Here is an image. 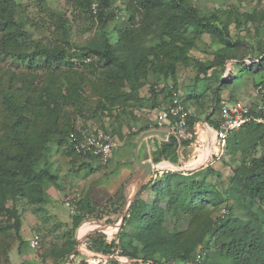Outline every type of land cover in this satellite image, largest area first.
Masks as SVG:
<instances>
[{
  "label": "trees",
  "instance_id": "obj_1",
  "mask_svg": "<svg viewBox=\"0 0 264 264\" xmlns=\"http://www.w3.org/2000/svg\"><path fill=\"white\" fill-rule=\"evenodd\" d=\"M40 1L51 15L52 8ZM124 1L128 16L113 27V39L107 22L114 20L115 9L123 11V6L113 5V0H72V7L96 26L92 36L77 44L71 39L68 19L61 14L55 12L57 18H47L50 32L39 38L27 27L18 2L0 0V61L12 63V67L0 64V218L4 219L0 220V233L14 229L20 243L22 219L17 200H23L37 214L45 210L49 185L58 180L49 168L40 165L50 141L67 143L78 156L68 142L71 133L90 129L93 125H88L89 120L114 110L142 107L145 99L140 90L145 84L149 85L150 101L157 107L160 92L170 95L169 78L173 79V90H178L174 80L179 65L194 63L202 79L208 82L215 78L219 87L227 84L222 80L225 64L235 60L246 70L240 75L233 71L232 83L241 76L264 87V48L251 64L245 63V57L237 53L243 47L241 41L230 36L231 11L203 16L191 0ZM92 2L98 4L96 14L91 12ZM241 16L244 23L254 18L250 13ZM234 22L241 25L238 19ZM205 33L222 47L211 60L200 62L190 51ZM151 76L156 77L152 83ZM258 76L260 80H256ZM158 80L164 83L159 91L155 89ZM219 100L216 96L214 105ZM251 105L258 107L256 102ZM260 112L264 114V110ZM195 121L196 117L189 119L191 129ZM156 153L155 162L173 160L175 141L171 137L163 140ZM224 155L236 163L226 187L213 181L220 173L210 164L188 174L163 173L142 186L111 239L107 240L103 231L95 232L84 240L86 248L101 255L113 254L118 248L120 255L141 260L131 264H264V124L250 123L232 132ZM150 189L155 192L152 202L141 197ZM8 199L13 200L11 206ZM123 201V193L116 192L104 203L102 214L96 215L97 208L85 196L75 204L77 213L70 215V232L88 216L101 220ZM220 207L227 212L214 216ZM167 216L171 228L165 226ZM44 217L46 221L48 216ZM95 226L83 224L80 237ZM52 243L42 259L52 257L55 264H66L75 238L59 246ZM199 246L205 255L197 263L194 253ZM79 256L74 254L72 260ZM106 264L120 263L108 260Z\"/></svg>",
  "mask_w": 264,
  "mask_h": 264
},
{
  "label": "rangeland",
  "instance_id": "obj_2",
  "mask_svg": "<svg viewBox=\"0 0 264 264\" xmlns=\"http://www.w3.org/2000/svg\"><path fill=\"white\" fill-rule=\"evenodd\" d=\"M15 1L18 2L20 8L23 9L25 18H27L28 20L27 27L34 33V35L38 36L39 38H43L44 36L49 34L50 31L47 30L46 21L47 18L50 17L57 18L55 16V12L68 19L72 28L71 39L72 41H74V43H82L90 36H92V34L96 30V26L93 27L91 25V22L86 19V15H80L78 11H76L72 7V0H45V3L53 10L51 15H48V11L45 8L46 5H44V3L40 0ZM191 1L193 2L194 6L199 9L200 14L203 16H208L213 11L221 10L224 11V14L227 11H231L233 13V16L231 19H229V21L231 22L229 25L230 36L234 40L241 41L243 46L237 51L238 55L241 57H245V63L247 64H251V59H255L260 55L261 49L264 48V0ZM124 2V0H113L112 4L123 6V13L128 16L127 11L124 9ZM39 3H41L43 6V9L40 8V11ZM242 13L253 14L254 18L251 21L244 23L241 16ZM235 19L239 20L241 24L239 27L236 26V23L234 22ZM119 20L120 19H117L115 17L114 20H110L107 22L106 29L110 31L113 39H115V31L113 27ZM221 47L222 44L215 37L205 33L202 35L201 39L197 40L196 46L190 51V55L195 60L206 62L211 60L213 58L214 52ZM230 61L235 62V60ZM0 64H3L6 67H12V63H5L0 61ZM233 70L237 73V75H240V73L244 74L246 69L242 64L235 63L233 64ZM211 73L212 71L208 70V74ZM197 76H199V80H197ZM150 78V83H152V81L156 79V77L154 76H151ZM258 79L260 80L261 77L258 76L256 80ZM222 80L227 84L219 87L217 86L215 78L210 79L207 82L206 80L202 79V75H198L197 67L193 63L192 65L188 66L179 65L177 67V74L174 82L177 84V91H179V93L183 96V99L192 104L195 112L197 114H201V117L206 116V114L213 107L216 96L220 99H240L249 103L256 102L258 106H263L262 110H264V87L254 85V82L251 79L247 77L241 78V76H239L237 80L232 83L233 81L231 80L230 73L229 75H223ZM161 84L164 83L158 80L155 85V89H158L159 91ZM166 84L172 85L173 79L169 78L166 81ZM216 88H218L217 92L215 91ZM140 94L145 99V101L143 102V108H146V110L144 109L145 111H143V113L148 115L156 107L154 102L150 101L152 96L150 95L148 84H145L141 88ZM188 96L190 97L188 98ZM155 101H158V97H156ZM131 111L132 108L130 107L126 108V110L124 111L114 110L110 115L106 114L101 117L89 120L88 125L97 126L108 131L109 133H113V131L110 129V123H112V121H124L125 119V123H127L129 126L132 125L131 123L135 121V119L131 114L128 113ZM217 112L218 111L215 110L214 114H217ZM212 147L213 153L215 152L216 154H218L219 147L215 145V140L214 143H212ZM223 154L219 157V159L215 160L213 164H211V166L215 170H218L220 173V177L213 176L212 179L221 188L227 186L228 177L232 174L233 167L236 166V163L233 162L229 156H223ZM43 156L44 157L41 160L40 165L46 166L47 168H49L50 172L58 176V180L55 182V184L49 185V187H51L52 189V192L54 188L57 192L61 193L62 196L61 199L54 203V211L58 214V217L64 221H67V219L70 218V215H72L73 212H71L70 209L65 206L64 199L74 193L79 194L80 200H82L85 196L92 198L91 202H93L92 204L97 208L96 215H101L102 210L105 208L104 201L107 202V200H105L106 196L103 194L102 190L97 188L96 184L100 183V181H97L99 177L98 173L96 172L102 171V164L93 162V159L78 157L70 151L67 143L58 145L53 140L50 141L47 148L43 150ZM154 196L155 192L150 189L147 194L144 193V198H142L146 199L148 202H152ZM12 202V199H8L7 205L11 206ZM16 205L20 211L22 223L25 221L27 215H33L39 220V223H37V227H33L34 233L37 234L40 238L39 246L34 249L32 253L37 254L41 262H48V264H55L52 257H47L46 260L42 259V254L47 250L48 246L50 245L49 243L54 242L52 244H57L59 246L68 241V239H72V237H74L76 240L74 250L77 249L76 253H80L81 256L73 261L72 252L70 255H68L66 264H99V260H101L102 255L91 253L86 248L84 242H82L81 245L77 244V240L81 238V228L83 224L86 223H89L91 226L95 224V227L99 226L100 223L105 224L102 234L107 240H109L113 237L117 227L115 225L119 223L120 216L124 210V206H120L118 207L119 214L107 215L101 220H96L95 216H88L80 223V225L82 223L83 224L80 227L78 226L79 229H71L70 232V221L66 223L69 224L67 226L62 225V223L61 225L56 224L58 221L56 219L50 218L47 215L46 208L41 212H37V214H33L31 211L32 208L27 206L23 200L18 199ZM222 207L216 209V211L214 212V216L222 217ZM74 213H77V211L75 210ZM44 216H48V219H46V221H44ZM106 218H108V220H106ZM166 218L167 219L165 222V226L171 228L173 226L172 221L170 220L169 216H167ZM0 220H2L3 222L4 219L0 218ZM107 226L112 227L113 230L110 229V231L108 230L109 232H105V228ZM15 238L16 237L14 229H5L4 232L0 233V264H6L5 257L7 255V251L10 249L11 243ZM172 263L173 262H169L167 264Z\"/></svg>",
  "mask_w": 264,
  "mask_h": 264
},
{
  "label": "crops",
  "instance_id": "obj_3",
  "mask_svg": "<svg viewBox=\"0 0 264 264\" xmlns=\"http://www.w3.org/2000/svg\"><path fill=\"white\" fill-rule=\"evenodd\" d=\"M228 62L225 64L223 75H227V73H230L231 75L234 71L233 64L237 63L236 61ZM165 95V92H160L158 94V105L148 115L143 113V111L146 110V108H143L144 106L133 108L131 112H128L135 119V121L131 123L132 125L129 126L127 123H125V119L124 121L119 120L115 122L112 121V123H110V129L114 134H109L113 135V137L117 139L119 144L112 150L110 159L107 163L103 164L93 159V162L102 164L103 166L102 171L96 172L98 173L99 177L97 181H100V183L96 185L97 188L101 189L103 194L106 196L105 200L108 201L116 192L121 191L124 196L123 203L125 204L126 198L131 197V195H133L137 190L138 181L135 178V174L137 172V164L134 154L136 142L142 132L149 130H158L156 129L155 116L157 111L166 106L168 102L169 98ZM260 107H262L263 109V106ZM209 112L204 117H201V114H197L196 121L193 124L196 138L193 142L183 144L184 146L181 152L182 156H178L175 151L173 160L167 158L161 159L159 162H155L154 157H156L157 155L156 150L160 146L162 141L165 140V138H162L157 133H153L146 136L141 142L137 152L138 158L141 161H149L151 163L155 162L157 163V167L158 165H172L180 169L181 172L185 173L193 172L203 166H206L207 164H213L215 160L219 159L217 154L215 152L213 153L212 147V143H214L215 140L213 129L216 127L215 120L218 113L214 114L213 112L212 114H209ZM144 127H148V129L140 132V130ZM215 145L217 146L216 140ZM149 177L145 180V183L150 180ZM140 189L138 190L137 194L139 193ZM144 193L147 194V192H143L141 197H143ZM47 194L48 199L47 204L45 205V208L47 209V215L50 218L56 219L58 222L64 224L69 222L71 218L67 219V221L61 220L58 217V214L54 211V203L61 199V193L57 192L54 188L52 192L51 187H48ZM121 206L124 205L121 204ZM118 210L119 208L117 209V211ZM115 213L116 210L111 212L109 215H114ZM107 219L108 218H106V220ZM37 223H39V220L35 216H26L20 230V235L23 242L20 243V241L16 238L12 241L10 249L7 251V255L5 257L6 264H48V262H41L37 254L32 253L34 249H31L29 246V241L33 238L34 235H36L33 231V227H37ZM81 225H79V227ZM118 229L119 228L116 227L115 231H117ZM102 231H104V229Z\"/></svg>",
  "mask_w": 264,
  "mask_h": 264
},
{
  "label": "built area",
  "instance_id": "obj_4",
  "mask_svg": "<svg viewBox=\"0 0 264 264\" xmlns=\"http://www.w3.org/2000/svg\"><path fill=\"white\" fill-rule=\"evenodd\" d=\"M91 12L96 14L98 4L91 3ZM116 18L125 20L123 11L116 10ZM228 69V68H227ZM229 74V73H227ZM164 84L160 85L162 88ZM171 90L166 106L159 109L155 116V123L158 130L166 131L165 140L171 137L175 141V151L178 156H182L183 144L193 142L196 138L194 128L189 127V119L196 117L197 113L194 108L188 105L183 96L177 90H173L172 85H168ZM217 110L216 127L213 129L214 137L219 147L218 158L224 153L226 140L228 136L250 123L264 124V114L260 112L262 107L253 108L251 103L240 99H220L211 109L209 114ZM68 142L74 151L80 157L91 158L100 163H107L110 159L112 150L118 146L119 142L113 135L105 132L103 129L92 126L90 129L81 130L79 134L71 133L68 136ZM180 171L172 165L159 166L152 170L150 180H155L163 173ZM183 174H188L182 172ZM80 200L78 193L68 196L64 202L65 206L71 212L75 211V204ZM227 212L225 208L221 209L222 216ZM40 238L36 234L29 241L31 249H36L39 245ZM121 250L116 249L113 254L102 255L100 263L106 264L108 260H116L120 264H131L132 262H141L140 259L130 260L120 255ZM101 255V254H100ZM205 252L199 246L194 253L195 262L203 260ZM96 256V255H94ZM151 264V263H147Z\"/></svg>",
  "mask_w": 264,
  "mask_h": 264
},
{
  "label": "water",
  "instance_id": "obj_5",
  "mask_svg": "<svg viewBox=\"0 0 264 264\" xmlns=\"http://www.w3.org/2000/svg\"><path fill=\"white\" fill-rule=\"evenodd\" d=\"M153 133H157L159 134L162 138H165L166 137V131H159V130H149V131H144L140 134V136L138 137V140L136 142V148H135V158H136V164H137V172L135 174V178L137 179L138 181V188L137 190L135 191V193L133 195H131V197H128L126 198L125 200V204L122 203L124 205V210L122 212V215H121V218H120V221L117 225L118 228L121 226L124 218H125V215H126V212H127V209L130 205V203L132 202V200L134 199V197L137 195V192L138 190L144 185L145 183V180L150 176V173L152 172L153 169L157 168V163H151L149 161H141L139 158H138V147L140 146L141 142L143 141V139L150 135V134H153ZM104 225L105 224H99V226L93 228L91 231H89L88 233H86L82 238H80L79 240H77V244L78 245H81V243L90 235V234H93L95 232H98V231H102L104 229ZM77 252V249L73 251V254L74 255L75 253Z\"/></svg>",
  "mask_w": 264,
  "mask_h": 264
},
{
  "label": "bare ground",
  "instance_id": "obj_6",
  "mask_svg": "<svg viewBox=\"0 0 264 264\" xmlns=\"http://www.w3.org/2000/svg\"><path fill=\"white\" fill-rule=\"evenodd\" d=\"M111 229H112V227H111ZM112 230H113V229H112ZM109 231H110V230H109ZM109 231H108V232H109ZM105 232H107V231H105Z\"/></svg>",
  "mask_w": 264,
  "mask_h": 264
}]
</instances>
